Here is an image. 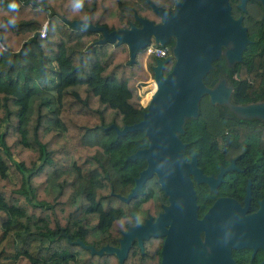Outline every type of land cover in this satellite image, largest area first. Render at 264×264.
<instances>
[{
	"label": "trees",
	"instance_id": "16d2710c",
	"mask_svg": "<svg viewBox=\"0 0 264 264\" xmlns=\"http://www.w3.org/2000/svg\"><path fill=\"white\" fill-rule=\"evenodd\" d=\"M9 2L0 3V22L16 17L14 27L0 28V264H159L161 236L142 238L141 247L133 238L121 263L113 252L83 246H119L129 225L154 218L167 201L155 174L128 201L119 197L145 166L127 155L147 139L143 130L118 135L109 125L121 128L145 110L135 86L147 76L143 51L129 62L125 43H98L99 32L70 22L86 14L112 30L139 26L134 14L161 17L147 0H84L81 11L72 0H16L15 13ZM167 58L163 73L173 63ZM154 60L146 57V66ZM248 80L263 90L264 36L239 59L221 52L202 77L210 88L231 85L232 94L250 89L238 84ZM197 202L201 212L209 200Z\"/></svg>",
	"mask_w": 264,
	"mask_h": 264
},
{
	"label": "water",
	"instance_id": "95a60500",
	"mask_svg": "<svg viewBox=\"0 0 264 264\" xmlns=\"http://www.w3.org/2000/svg\"><path fill=\"white\" fill-rule=\"evenodd\" d=\"M147 2L161 21L152 22L134 14L139 26L130 24L127 28L108 30L104 25L89 21L86 29L101 34L98 43H125L129 62H133L136 51H141L151 40L166 43L169 36L174 38V59L169 71L163 73L168 58L155 59L151 65L155 88L141 118L121 128L109 125L118 135L143 130L147 139V146L127 155L130 159L143 158L145 166L133 178L130 191L125 196L120 195V199L128 201L142 183L155 174L160 188L168 195V203L162 205V210L153 219L148 217L142 223L129 225L122 232L119 246L105 244L95 249L78 242L89 248L90 253L113 252L121 263L133 238L141 247L142 238L161 236L159 264H233L229 245L247 244L246 237H239L243 227L233 221V209H236L238 217L244 219L242 213L245 207L239 208L231 199L218 198L202 217L196 216L195 192L190 174L196 181L204 180L211 184L213 181L195 167L194 154L189 162L184 160L181 152L183 144L176 133L180 131L182 116L196 111V102L201 94L206 93L212 99L227 94L228 89L223 81L210 88L203 84L202 77L228 38L233 46L226 51V57L229 60L240 58L247 42L244 27L239 24L240 18L230 16L226 0H179L173 11L150 0ZM262 2L264 8V0ZM83 23L73 20L70 25L83 27ZM252 110L264 113V105ZM223 170H220L218 177ZM199 230L204 232V243L210 251L203 258H198V253L203 252Z\"/></svg>",
	"mask_w": 264,
	"mask_h": 264
},
{
	"label": "flooded vegetation",
	"instance_id": "af4514ba",
	"mask_svg": "<svg viewBox=\"0 0 264 264\" xmlns=\"http://www.w3.org/2000/svg\"><path fill=\"white\" fill-rule=\"evenodd\" d=\"M167 1L171 3L166 8L173 11L179 0ZM226 2L230 16L240 18L239 24L244 27L247 38L244 47L264 36L262 0H244L242 5V0ZM171 39L174 40L173 36H169L168 41ZM232 46L228 38L227 43L220 47L219 54H225ZM169 54H172L171 50ZM238 84H251V88H244L242 94H232V86L224 85L228 89L227 94L214 99L206 93L201 94L196 102V111L182 116L176 136L183 144L181 152L184 160L189 162L194 154L195 167L213 181L212 184L204 180L196 181L190 174L196 216L202 217L218 198L231 199L239 208L245 207L242 213L244 219L238 217L236 209H233V221L243 227L239 237H246L247 244H230L229 253L233 264H264V113L252 110L264 105V88L256 89L260 83L254 80L238 81ZM196 151L200 154L198 158ZM221 169L224 170L218 177ZM165 196L167 201L168 195ZM198 199L202 204L209 200L201 212H197ZM235 233L236 230L234 240ZM198 237L203 245V252L198 253V258H203L210 251L204 243L202 230H199Z\"/></svg>",
	"mask_w": 264,
	"mask_h": 264
},
{
	"label": "built area",
	"instance_id": "2783aa9c",
	"mask_svg": "<svg viewBox=\"0 0 264 264\" xmlns=\"http://www.w3.org/2000/svg\"><path fill=\"white\" fill-rule=\"evenodd\" d=\"M43 33V35L41 34ZM45 35V25H43L39 31V36L40 37H44ZM172 51L171 47H169L166 43H159V42H154L153 40H151L150 42H148L143 48V55H144V61H143V66L144 69L146 70L147 74H148V81H149V85L151 87V85L154 84V88H155V82L153 79V72L151 67L148 68L146 66V62H145V58L148 56H152L154 57V59H163V58H167L169 57V51ZM154 90V89H153ZM152 92H150L151 95ZM150 98V97H149ZM148 99L145 98L144 102L142 100V102H140L141 106L145 108Z\"/></svg>",
	"mask_w": 264,
	"mask_h": 264
},
{
	"label": "clouds",
	"instance_id": "9594fccd",
	"mask_svg": "<svg viewBox=\"0 0 264 264\" xmlns=\"http://www.w3.org/2000/svg\"><path fill=\"white\" fill-rule=\"evenodd\" d=\"M3 0H0V3H2ZM9 12L15 13L18 8L19 4L16 2V0H10V2L7 5ZM84 7V0H72V9L74 11H81ZM83 20V28H87L89 17L85 14L81 17ZM16 25V17L14 15L9 16L6 22H0V28L2 29H8L9 27H14ZM43 35V33H41ZM5 49L2 45H0V52H3ZM227 242V241H225Z\"/></svg>",
	"mask_w": 264,
	"mask_h": 264
},
{
	"label": "rangeland",
	"instance_id": "374dc122",
	"mask_svg": "<svg viewBox=\"0 0 264 264\" xmlns=\"http://www.w3.org/2000/svg\"><path fill=\"white\" fill-rule=\"evenodd\" d=\"M169 57H171L172 59V61H173V59H174V56H173V54H171V55H169ZM172 63V62H171ZM170 63H168L167 65H166V67L169 65ZM172 65V64H171ZM171 65H170V67H171ZM143 68H144V66H143ZM145 70V69H144ZM145 72H146V70H145ZM146 78L145 79H143V80H138V81H136V83H135V86H136V92H137V94H138V97H139V101L140 102H142V100H143V102H144V100H145V98L146 99H148L149 100V97H150V85H149V81L147 80L148 79V74H147V72H146ZM147 100V101H148Z\"/></svg>",
	"mask_w": 264,
	"mask_h": 264
},
{
	"label": "bare ground",
	"instance_id": "6f19581e",
	"mask_svg": "<svg viewBox=\"0 0 264 264\" xmlns=\"http://www.w3.org/2000/svg\"><path fill=\"white\" fill-rule=\"evenodd\" d=\"M149 89H150V91L152 92V91H153V89H154V84H153V85H151V87H150Z\"/></svg>",
	"mask_w": 264,
	"mask_h": 264
}]
</instances>
